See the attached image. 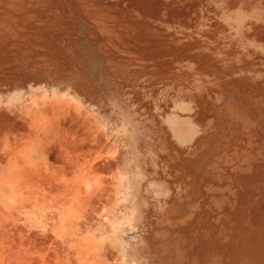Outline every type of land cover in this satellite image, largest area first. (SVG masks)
Returning a JSON list of instances; mask_svg holds the SVG:
<instances>
[{
    "label": "rangeland",
    "instance_id": "374dc122",
    "mask_svg": "<svg viewBox=\"0 0 264 264\" xmlns=\"http://www.w3.org/2000/svg\"><path fill=\"white\" fill-rule=\"evenodd\" d=\"M0 264H264V0H0Z\"/></svg>",
    "mask_w": 264,
    "mask_h": 264
}]
</instances>
